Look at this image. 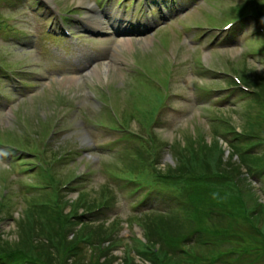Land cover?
<instances>
[{
  "label": "rangeland",
  "instance_id": "obj_1",
  "mask_svg": "<svg viewBox=\"0 0 264 264\" xmlns=\"http://www.w3.org/2000/svg\"><path fill=\"white\" fill-rule=\"evenodd\" d=\"M46 1L45 5L40 0L39 6H44L40 11L36 6L29 9L28 4L19 1L20 5H25L21 16H18L22 13H18V8L14 11L0 7L1 15L12 18L17 30L16 38L10 40L7 31H0V63L9 70L15 68L18 78L26 82L24 86L18 82L21 89L12 91L4 72H0V139L27 142L29 150L18 152L19 159L35 162L41 159L47 167L46 171L36 173L38 169L24 161L21 165L17 162L9 165L6 157L9 151L0 146V199L4 197L5 202L0 216L3 239L18 238L14 218L23 215L32 200L51 198V193L44 190L43 185V177L50 167L56 189H60L59 183L81 175L72 187L61 190L64 204L65 200L71 203L83 190L93 198L106 192L111 206L107 209L106 217L110 220L106 225L118 222L116 231L119 235H129L126 224L132 209L127 207L132 204V197L129 193L124 194L123 189L114 195L108 193L106 186L108 188L109 183L105 175L111 173V169L125 166L126 162L113 149L96 147L108 139V129L92 124L96 119H110L107 106L103 104L108 98L131 128L142 134V116H131L129 104H140L146 92L152 93L150 96L157 94V97L159 89L162 92L161 83L167 84L172 94L165 96L163 107L155 105V122L149 132L144 133V137L149 138L153 132L158 134L163 155L161 167L173 164L172 143L175 142L182 148L186 145L197 148L200 143L217 145L227 161L231 151L236 149L227 141L248 146L247 141L254 140L232 138L234 127H246L243 126L247 121L245 114L251 111V116L258 117V110L264 108V32L259 31L252 18L248 19L242 33V28L235 26V41L232 43H223L227 33L211 29V26H222L229 18L235 17L238 3L241 5L243 0H183L185 8L178 13L175 7L166 3L170 13L165 19L161 17L158 5L152 7L153 0ZM88 5L93 7L88 8ZM111 10L125 11L128 17L135 14L138 21L125 23L134 30L126 36L119 33L118 25L122 28L124 24L112 20L115 14L112 12L109 16ZM137 22L144 23L146 28L136 29L139 27ZM108 23L117 31L102 29ZM57 24L71 28L74 37H53L47 33L48 27H57ZM124 37L133 40L121 42ZM81 51H87L93 57L92 65L86 66L84 71L79 70L83 66L78 67L76 58ZM235 73L244 75L261 95L246 96L242 91L226 89L233 83L231 75ZM153 86L155 88L148 89ZM130 88L135 90V96L130 94ZM20 92L22 94H17ZM3 97L10 98L12 104ZM148 100L147 97L141 106L151 107ZM212 117L227 118L231 128L225 122L221 124L222 119L218 121L220 124L212 122ZM254 128L257 132L264 130L260 124ZM259 143L262 141H256L250 148L263 150ZM263 181L259 178L253 183L251 206L256 202L264 204ZM76 187L81 188L71 189ZM152 197L151 204L163 201L156 192ZM64 208L66 213L71 212L70 204ZM257 218L256 223L263 228L262 211ZM211 222L212 219L206 220V228H217ZM188 228L187 233L193 232L194 227L190 225L183 231L186 233ZM137 231L134 230L142 237L143 231ZM123 249L118 246L112 251L117 257L114 264L120 262ZM240 258L247 259V255L241 254ZM261 258L264 262V257ZM137 262H141L139 258Z\"/></svg>",
  "mask_w": 264,
  "mask_h": 264
},
{
  "label": "trees",
  "instance_id": "obj_2",
  "mask_svg": "<svg viewBox=\"0 0 264 264\" xmlns=\"http://www.w3.org/2000/svg\"><path fill=\"white\" fill-rule=\"evenodd\" d=\"M252 11L264 20L263 6H254ZM240 76L251 84L244 75ZM263 112L264 108L258 110L259 118ZM249 113L244 115V134L236 133L233 139L254 140L247 141L248 146L231 142L236 149L227 161L217 145L200 143L197 148H182L175 142V164L159 167L163 157L161 140L153 132L152 138L142 142L143 151L135 146L130 152L139 157L132 159V166L111 169L112 175L124 183L128 181L129 187L142 185L150 192L163 188L172 193L166 201L168 207L170 203L173 206L156 207L136 218L146 241L136 236L127 241L116 231L118 222L106 225L107 209L111 207L106 192L93 198L83 190L71 203L65 200L64 204L61 191L53 188L48 190L52 193L50 199L35 198L23 215L15 218L17 239H3L0 234V264H114L117 257L112 251L118 246L124 247V253L117 264H140L135 251L148 261L143 264H264V227L256 223L257 215L261 211L264 214V204L256 202L252 207L250 203L253 183L264 179V149H250L256 141L264 144V130L257 132L254 128L264 126V116L259 119ZM154 122L151 116L148 125ZM219 122L223 124L224 120ZM14 142L20 145L23 141ZM49 175L51 178L45 177L47 186H54L56 180L51 172ZM106 190L112 193L110 186ZM68 204L72 209L66 213L64 206ZM143 204L144 197L137 206ZM4 207L3 197L0 216ZM207 219H212L217 228L207 229ZM187 225L194 227L193 232L187 233L190 228L183 231ZM244 253L247 259L240 258Z\"/></svg>",
  "mask_w": 264,
  "mask_h": 264
},
{
  "label": "bare ground",
  "instance_id": "obj_3",
  "mask_svg": "<svg viewBox=\"0 0 264 264\" xmlns=\"http://www.w3.org/2000/svg\"><path fill=\"white\" fill-rule=\"evenodd\" d=\"M92 7H93V6H91V5H88V8H92ZM109 27H112V26H111L110 24H109V25L107 24V26H105V25H104V26H102V29H106V28H109ZM124 38H125V40H124V39H122V40H121V42H122V41H127V40H130V41H132V40H133L132 38H129V37H124ZM72 79H76V77H73Z\"/></svg>",
  "mask_w": 264,
  "mask_h": 264
}]
</instances>
